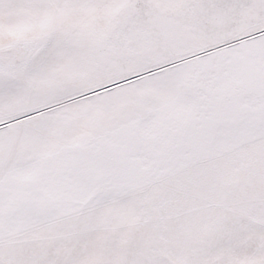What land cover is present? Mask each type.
Returning a JSON list of instances; mask_svg holds the SVG:
<instances>
[{"label": "snow or ice", "instance_id": "1", "mask_svg": "<svg viewBox=\"0 0 264 264\" xmlns=\"http://www.w3.org/2000/svg\"><path fill=\"white\" fill-rule=\"evenodd\" d=\"M0 264H264V0H0Z\"/></svg>", "mask_w": 264, "mask_h": 264}]
</instances>
